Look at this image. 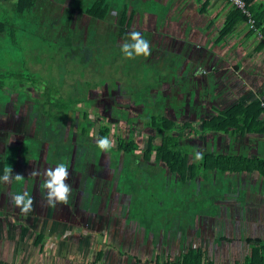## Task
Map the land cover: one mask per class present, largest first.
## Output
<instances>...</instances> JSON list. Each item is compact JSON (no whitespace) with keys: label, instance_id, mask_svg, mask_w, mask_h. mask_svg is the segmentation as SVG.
Here are the masks:
<instances>
[{"label":"rangeland","instance_id":"rangeland-1","mask_svg":"<svg viewBox=\"0 0 264 264\" xmlns=\"http://www.w3.org/2000/svg\"><path fill=\"white\" fill-rule=\"evenodd\" d=\"M157 1L159 6L152 15H142L136 11L132 14L130 26L121 29H116L114 25L112 8L102 21L90 19L84 8L74 10L70 22L74 30L72 40L84 47L80 53L86 57L90 54V48L86 47L90 45L99 49L103 56L112 53L119 64L129 65L136 59L149 67L154 64L162 72L158 75L155 90L167 103L168 117L175 119L178 126L190 122L197 131L187 137L188 130L181 133L195 155L197 151L203 152L213 147L211 135L201 132V123L217 115L216 109H227L236 101L264 100V64H260L256 78L239 74V68L233 69L238 56H242L241 53L235 58L233 56L240 49L233 44L235 41L231 40L226 46L222 41L216 44L212 40L213 37L217 38L216 32L217 35L211 33L205 36L200 33L202 29L192 26L193 21H208L206 15L196 14V11L202 12L199 10L202 9L203 0ZM206 9L212 11L213 7L208 5ZM132 10L129 7L127 14ZM133 31L141 33L149 41L151 55L132 59L123 55L121 46L126 41L130 42L129 34ZM30 34L31 42L40 43L34 50L39 49L43 55H55L46 50L44 33V36L33 31ZM259 35L260 32L255 30L251 38ZM212 47L215 51L218 48L216 55L210 54ZM201 69L203 71L197 75ZM100 92L94 106L80 105L95 121L93 135L106 121L109 128L107 137L113 141L114 149L117 148V139L126 140L129 131L134 143L140 149H145L149 129L141 121L129 126L119 113L112 110L115 105H127L128 97L118 91L108 94L105 88ZM142 106L141 103L129 106V117L136 118ZM0 109L11 112V103L0 106ZM22 114L28 122L29 115ZM7 124L0 117V176L5 166H11L13 175L21 174L25 179L0 183V264H165L176 261L179 252L188 251L190 247L200 250L203 264L207 260L215 264H242L250 251L244 239L264 238V182L246 178L243 182L244 201L236 202L238 193L233 191L230 184L227 193L222 195V208L218 216H205L197 220L192 216L180 224L176 216H166L164 209L160 210V226L156 228L158 237L154 240L153 233L146 235L144 227L131 220L135 207L130 194L123 191L125 174L122 172L121 156L115 164L108 151L98 155L93 150L94 140H89L90 145L78 149L80 144L76 141V126L70 132L62 129L64 143L68 137L69 144L64 150V157L58 162L66 164L69 169L66 183L71 185L72 191L66 204L57 203L51 207L46 199L47 190L42 188L45 176L41 165L47 158L53 130L48 125L41 127L42 133L47 135H38V138L48 140L40 142L36 151L38 158L29 159L25 164L18 155L6 158L5 147L18 149L24 130L32 135L34 126L16 122L14 126L20 134L12 133L4 139ZM66 124H69L68 120ZM244 146L245 154L264 156V134L246 136ZM216 148L223 153L237 152L238 142L230 146L226 136H219ZM130 161L141 172L147 165L139 150L131 155ZM34 168L40 172L39 176L29 175ZM30 185L33 210L24 214L12 203L9 194H23ZM198 185L200 183L193 187L195 194H198ZM167 219L170 228L164 227Z\"/></svg>","mask_w":264,"mask_h":264},{"label":"trees","instance_id":"trees-1","mask_svg":"<svg viewBox=\"0 0 264 264\" xmlns=\"http://www.w3.org/2000/svg\"><path fill=\"white\" fill-rule=\"evenodd\" d=\"M243 1L254 20L253 27L248 24L245 14L231 6L214 43L222 41L225 44L238 23H244L248 29L251 27L249 34L255 30L260 32L259 36L264 39V5L257 0ZM156 5L155 0H0V106L9 102L12 106L9 113L0 109V117L8 123L4 139L12 133L20 134L14 126L16 122L34 126V134L24 130L20 147H5L4 156L18 155L25 164L29 159L38 158L36 151L40 142L48 140L38 138V135H47L41 130L44 125L53 130L47 158L41 165L44 171L49 167L55 168L59 159L64 157L69 138L64 143L62 129L70 132L73 126H76V141L80 144L77 148H83L89 140H94L93 150L101 156L104 151L97 147L96 140L109 135L107 123L101 118L104 124L99 126L94 136L95 121L80 105L94 106L104 88L108 94L118 91L126 95L128 104L115 105L112 110L119 113L129 126L141 121L149 129L146 146L140 149L129 131L127 139L118 138L117 148L112 147L108 153L115 164L119 156L122 158V172L125 174L123 191L130 194L135 207L131 220L142 225L145 234L153 233L154 240L158 237L156 228L160 226V210L164 209L166 216H176L180 224L192 216L196 220L205 216L215 217L222 208L223 193L229 190L227 186L233 185V191L238 193L236 202L242 203L246 178L264 182V156L245 154L243 150L246 136L264 134V100L236 101L227 109H216L217 115L204 119L201 132L211 135L213 147L205 149L203 160L197 163L184 141L185 136L181 135L185 130L189 132L186 137L197 131L190 122L178 126L175 119L168 117L167 103L155 90L158 75L162 72L154 64L149 67L138 59L129 65L119 64L112 53L103 56L99 49L90 45L86 47L90 48L86 57L80 53L84 47L73 43L74 30L70 22L74 10L84 8L90 19L102 21L112 8L114 25L121 29L130 26L134 12L149 15L156 10ZM129 7L134 10L128 15ZM31 31L45 34L46 50L54 56L43 55L39 49H33L40 43L29 40ZM138 103L143 106L136 118L129 117V106ZM22 112L24 116L29 115L28 122ZM219 136H226L230 146L238 142L237 152L218 150L216 142ZM137 150L142 152L143 161L147 164L142 172L130 161ZM197 183L200 186L198 194H195L193 187ZM31 191L30 185L26 193L30 195ZM166 221L164 227L168 228L170 224L168 219ZM244 243L250 251L242 264H264V238L246 237ZM165 264L203 263L200 250L190 247L188 251L181 250L176 261ZM205 264L215 263L207 260Z\"/></svg>","mask_w":264,"mask_h":264},{"label":"clouds","instance_id":"clouds-1","mask_svg":"<svg viewBox=\"0 0 264 264\" xmlns=\"http://www.w3.org/2000/svg\"><path fill=\"white\" fill-rule=\"evenodd\" d=\"M130 42L126 41L121 46V52L123 55L132 59L138 56H149L151 55L150 43L144 39L141 33L133 31L129 34ZM203 69L197 72L200 75ZM97 147L104 152L110 151L113 147V141L107 136L98 138L96 140ZM195 160H203V152L197 151L195 153ZM30 176H39L40 172L34 168ZM43 175L45 180L42 184V188L47 190V203L51 207H55L57 203L68 202L69 195L72 191L70 184L66 183L69 179V169L66 164L59 163L55 168H47ZM25 177L21 174L13 175V169L11 166H5L3 169V175L0 176V183H11L12 181H23ZM11 196L12 203L20 209L24 214H27L33 210L34 200L26 192L23 194H9Z\"/></svg>","mask_w":264,"mask_h":264},{"label":"crops","instance_id":"crops-1","mask_svg":"<svg viewBox=\"0 0 264 264\" xmlns=\"http://www.w3.org/2000/svg\"><path fill=\"white\" fill-rule=\"evenodd\" d=\"M155 1L157 4L156 8H158L159 6L158 1L157 0ZM257 2L259 4L264 5V0H257ZM208 5H211L213 7L212 11H208L206 9ZM229 10H230V7L226 3H224V1L222 0H203L202 9L199 10L202 12L198 13L196 11V14L198 15L202 13L206 15L208 17V21L205 22L206 24L199 23V22L197 23L196 21L191 22V24L194 27L202 29L200 33H203L205 36L211 33H214V32L218 34V32L224 26V19H225L224 17L227 11ZM216 33L214 34L217 35ZM193 34H196V33L193 32ZM252 34H249V29L245 26L244 23H238L237 26L233 29L232 33L228 36L226 43L223 44V46L229 45L231 43V40L232 42L234 40L235 42L233 44H237V48H240V49L237 50L235 53H233L235 50L232 51L233 56L235 58V56L237 57V54L239 53H241L242 56H238V59L234 63L233 69L239 68L240 69L239 74L241 75L245 74L247 75V77L250 75L251 78L252 77L256 78L258 77L257 74L259 73V70H260L259 69L260 64L261 65L264 64V39L261 40L262 38L260 36H259L260 38L258 36H254L253 38H251ZM211 37H213V34L211 35ZM212 40L214 41L215 37H213ZM213 49H214L213 47L212 49H210V54L216 55L218 53L217 52L218 48H216L217 51Z\"/></svg>","mask_w":264,"mask_h":264},{"label":"built area","instance_id":"built-area-1","mask_svg":"<svg viewBox=\"0 0 264 264\" xmlns=\"http://www.w3.org/2000/svg\"><path fill=\"white\" fill-rule=\"evenodd\" d=\"M227 2L230 6L235 9H238L242 14H245L248 17V24L253 27L254 20L250 17L249 12L246 9L245 2L243 0H223Z\"/></svg>","mask_w":264,"mask_h":264}]
</instances>
